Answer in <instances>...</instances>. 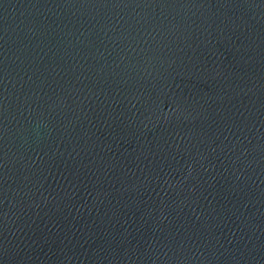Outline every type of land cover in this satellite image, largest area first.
<instances>
[{
  "label": "water",
  "instance_id": "obj_1",
  "mask_svg": "<svg viewBox=\"0 0 264 264\" xmlns=\"http://www.w3.org/2000/svg\"><path fill=\"white\" fill-rule=\"evenodd\" d=\"M0 264H264V0H0Z\"/></svg>",
  "mask_w": 264,
  "mask_h": 264
}]
</instances>
